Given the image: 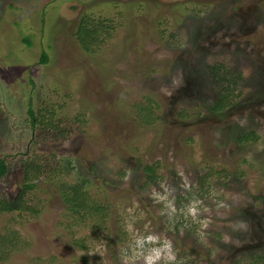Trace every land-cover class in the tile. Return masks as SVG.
<instances>
[{"label":"rangeland","instance_id":"obj_1","mask_svg":"<svg viewBox=\"0 0 264 264\" xmlns=\"http://www.w3.org/2000/svg\"><path fill=\"white\" fill-rule=\"evenodd\" d=\"M0 157V264H264V0H0Z\"/></svg>","mask_w":264,"mask_h":264},{"label":"trees","instance_id":"obj_2","mask_svg":"<svg viewBox=\"0 0 264 264\" xmlns=\"http://www.w3.org/2000/svg\"><path fill=\"white\" fill-rule=\"evenodd\" d=\"M94 32V31H93ZM91 29L86 28L84 25H79L73 35L76 36L80 45H82V50L89 51V45H93L95 43L96 38H94V33ZM86 33L89 35L88 39L83 38L81 34ZM24 40L28 41L25 37ZM91 47V46H90ZM47 59V55L45 52H42V57L40 59L41 62H44ZM209 69V73L211 75L210 78V85L212 87L214 98L212 101L206 106L207 112L212 115L219 116L222 113L226 112L228 108L234 105L233 98L235 95V91L239 88V83L241 81V74L236 73L234 71L229 70L227 67H224L223 64H209L207 65ZM31 103V101H30ZM27 115L28 118L31 120V123H35V114L33 112L32 104L30 106L27 105ZM185 113H181V117L184 116ZM50 122H45L48 124ZM48 128V127H47ZM256 138V134L253 131L248 133H241L237 137L238 141L244 142L248 139ZM23 166H24V173L27 183L23 184V188H28L34 185L33 178L38 176V173L42 171L47 165L42 162L38 163L35 159L24 160L23 159ZM9 162L4 158L0 157V177L4 176L8 172ZM149 170L152 168L149 166ZM148 171V169L146 168ZM86 183L84 181L78 182L76 184H69L66 182H62L60 184L61 191L59 192L60 197L64 200L67 204V207L71 209H78V207H83L85 204V197L83 195V189H81L83 184ZM22 196V194H21ZM84 202V204H82ZM19 199L17 200H9L7 201L4 198H0V212L4 210L11 211L14 208L20 206ZM95 212H99L100 215H105V207H102L100 204H96L92 207Z\"/></svg>","mask_w":264,"mask_h":264}]
</instances>
